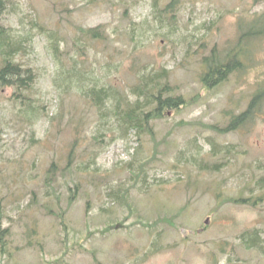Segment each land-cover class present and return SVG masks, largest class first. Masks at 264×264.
Returning <instances> with one entry per match:
<instances>
[{"label": "rangeland", "instance_id": "rangeland-1", "mask_svg": "<svg viewBox=\"0 0 264 264\" xmlns=\"http://www.w3.org/2000/svg\"><path fill=\"white\" fill-rule=\"evenodd\" d=\"M11 1L20 10L6 16V24L21 29L35 14L52 28L59 23L71 54L78 26L104 27L109 40L91 43L79 57L87 69H96L98 84L123 92L135 80L130 67L136 72L144 64L163 65L190 103L152 119V134L131 129L119 136L115 130L112 139L102 129L101 136L97 108L75 93L61 100L47 41L37 34L22 56L38 73L32 90L41 106L37 118L19 117L20 105L8 99L12 88L0 87V231L9 228L0 264H264V250L245 248L238 237L258 230L264 239V105L250 123L219 131L232 112L245 109L256 78L264 76V43L258 65L232 74L211 92L199 82V56L184 60L187 47L201 43L205 54L214 45L223 48L237 36V16L260 12L264 0H179L176 23L159 26L154 0ZM169 1L158 0L159 7L164 10ZM131 19L136 24L128 33ZM79 117L81 134L74 143L72 124ZM52 160L60 166L69 161L70 170L64 176L57 171L50 187L44 172ZM75 183L69 203L68 185L74 190ZM125 192L126 201L117 199ZM241 196L263 199L255 205L233 201ZM170 215H176L175 226L161 218Z\"/></svg>", "mask_w": 264, "mask_h": 264}, {"label": "trees", "instance_id": "trees-1", "mask_svg": "<svg viewBox=\"0 0 264 264\" xmlns=\"http://www.w3.org/2000/svg\"><path fill=\"white\" fill-rule=\"evenodd\" d=\"M97 1L89 0L90 3ZM178 1L170 0L166 3L164 10L159 7L158 0L153 1L152 13L158 26L162 25L164 21L169 24L176 23L175 11L178 9ZM19 10L20 7L17 3L15 4L11 0H0V87L12 88L8 99L15 106L20 105L16 114L22 119L28 122L34 121L41 109V106L36 103L38 100L32 95L38 76L37 71L22 60V56L30 51L31 41L37 34H42L47 41V48L54 64L53 84L57 88L61 100H65L67 95L75 93L83 100L87 99L94 108H97L99 119L96 124V133L104 129L105 132H112V139H114L116 137L115 130L120 131L119 136H127L131 129L138 133L146 130L151 132L148 124L152 119L166 117L170 111H178L181 107L189 104L190 101L171 85L169 77L172 70L163 65L144 64L136 69V72L130 67L131 71H129L135 75V80L128 84L127 90L123 92L107 82L98 84V78L95 75L96 69H87L86 65L80 63L79 57L86 55L87 48L91 43L109 40L108 33L101 25L78 26L71 38L72 45L76 47V53L71 54L67 48V34L59 32L61 31L59 23L54 25L55 28H52L43 24L38 14H35L34 18H30L28 24L21 29L4 22L6 16L16 14ZM168 11H170L169 14H167ZM123 14L127 15V7L124 8ZM135 24L131 19L128 23V33H133L131 29ZM236 30L237 36L234 39L226 41L227 44L223 48L214 45L210 48L209 54L202 52L201 43L194 50L187 47L185 51L184 60H187L193 53L194 56H199L196 62L198 78L202 87L208 92L223 85L232 74L249 72L251 68L260 63L258 55L264 43V6L260 12H247L237 16ZM113 31L116 32L115 29ZM197 41L198 38L194 40L195 43H199ZM68 59L72 61L69 62ZM113 65L115 72H120L122 62H113ZM193 99H195L194 96L191 100L193 101ZM263 105L264 76H259L256 78L254 91L249 95L245 109L234 114L222 131L235 130L241 123L259 116ZM64 111V103L61 102L59 118L63 116ZM55 117L56 115L49 117L50 121H53ZM82 122L83 118L79 117L72 124L75 134L74 143L81 134ZM104 131L100 132L101 136L104 135ZM182 151L181 153L184 155L185 152ZM83 167L86 166L79 168ZM69 170V161L64 166H60L55 160H52L44 172V184L52 187L56 172L59 171L64 176ZM77 189V183H75L74 190L68 185V190L72 193L68 198L69 203L75 198ZM49 193L50 191L46 188L45 195H49ZM116 196L118 197L119 193ZM117 199L126 201L127 192ZM243 199L237 201L251 200L250 198ZM261 199L263 198L261 197ZM234 201L236 200L234 199ZM46 209L49 213H54L52 207L49 206ZM131 211H133L132 208ZM64 213L62 211L59 217L66 228L63 219ZM57 214L55 213V215ZM170 217L162 218V220L172 223L174 217ZM8 231V227L0 231V252L2 253L7 251L8 242L4 235ZM94 232L91 231L89 235ZM238 237L244 247L264 250V239H261L258 230H245ZM80 246H82V242H80Z\"/></svg>", "mask_w": 264, "mask_h": 264}]
</instances>
